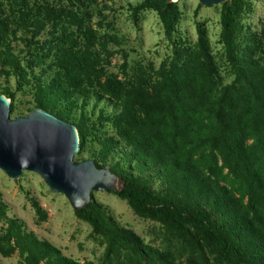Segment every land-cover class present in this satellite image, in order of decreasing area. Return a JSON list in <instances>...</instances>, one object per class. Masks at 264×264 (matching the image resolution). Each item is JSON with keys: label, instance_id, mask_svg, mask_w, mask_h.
<instances>
[{"label": "trees", "instance_id": "1", "mask_svg": "<svg viewBox=\"0 0 264 264\" xmlns=\"http://www.w3.org/2000/svg\"><path fill=\"white\" fill-rule=\"evenodd\" d=\"M100 3L13 0L14 27L0 12V62L20 70L18 75L23 79L22 67L7 37L15 28L34 37L50 24V39L40 43L35 55L52 56L56 71L47 81L37 78L36 108L75 124L80 154L86 132L82 121L71 117V95L82 94L94 85L97 96L112 99L119 106L113 126L133 150L137 163L157 165L181 196L166 198L152 192L132 173L110 168L123 180L122 187L114 193L139 216L178 232H184L187 225L205 226L208 239L226 256L244 264H264V67L257 59L250 61L251 68L244 72L246 87L235 97H228L215 79L206 30L198 24L194 47L183 48L180 63L159 67L153 83L148 84L141 73L124 80L105 76L95 49L99 41L91 25L93 14L102 13ZM140 6L156 10L165 33L170 35L179 19L176 1L143 0ZM242 8L243 0L221 4V38L231 50ZM102 141L100 156L105 159L112 143L109 139ZM95 164L103 167L97 161ZM202 199L225 221L229 219V225H218ZM32 205L38 217L45 219L37 200L32 199ZM75 214L106 238L107 253L126 248L147 256L146 264H180L169 252L141 244L133 232L118 227L93 200ZM2 218L7 223L0 231L3 256L17 251L23 264H94L67 257L48 241L26 232L18 219L6 216L5 205L0 203Z\"/></svg>", "mask_w": 264, "mask_h": 264}, {"label": "rangeland", "instance_id": "2", "mask_svg": "<svg viewBox=\"0 0 264 264\" xmlns=\"http://www.w3.org/2000/svg\"><path fill=\"white\" fill-rule=\"evenodd\" d=\"M12 1L0 0V12L8 16L11 28L16 16ZM98 1L101 2L102 13L93 14L91 25L99 41L95 43V49L105 76L114 75L124 80L141 73L148 84L153 83L159 67L168 68L180 63L183 48L194 47L198 38V24H202L206 30L215 79L228 97H235L246 87L244 72L251 68L250 61L257 59L264 67V0H243L233 35V50L228 49L221 38V4L177 0L179 19L174 30L167 35L157 11L140 6L143 0ZM50 31L51 26L47 24L39 35L32 37L31 33L15 28L7 37L25 75L22 79L18 75L20 70L16 71L0 62V94L10 102V118L26 115L36 108L34 94L39 83L37 78H40V82L47 81L56 71L52 56L35 55V50L40 51V43L50 39ZM71 96V117L75 121H82L86 132L84 150L74 154V161L92 159L109 170L114 168L132 173L142 179L152 192L166 198L181 196L157 165L151 162L144 165L137 163L138 158L132 153L133 150L119 137L113 126V116L119 106L112 99L97 96L94 85L87 87L82 94L73 93ZM103 139H109L112 143L105 159L100 156ZM114 187L108 191H93L91 199L118 227L133 232L144 246L167 251L180 264H244L236 257L226 256L223 249L209 240L205 226L187 225L184 232L168 229L157 220L134 213L127 201L114 193L120 188L117 179ZM32 199L37 200L44 210L45 219L38 217ZM0 203L5 205L6 216L18 219L26 232L48 241L63 255L76 261L146 264L149 260L147 256L133 254L126 248H118V253H107L106 238L96 233L88 222L78 218L66 196L52 191L34 171L23 170L19 177L12 179L0 169ZM202 205L210 209L218 225H229L230 220L225 221L213 211L207 200L202 199ZM6 225L5 219H0V231H4ZM0 264L23 262L15 251L9 256L0 254Z\"/></svg>", "mask_w": 264, "mask_h": 264}, {"label": "water", "instance_id": "3", "mask_svg": "<svg viewBox=\"0 0 264 264\" xmlns=\"http://www.w3.org/2000/svg\"><path fill=\"white\" fill-rule=\"evenodd\" d=\"M199 1L222 4L227 0ZM9 112L10 102L0 94V169L8 177L17 178L23 170L38 173L52 191L66 196L75 211L92 200L93 191L115 189V179L122 187L119 175L92 159L73 160L79 149L73 123L41 108L14 118Z\"/></svg>", "mask_w": 264, "mask_h": 264}]
</instances>
